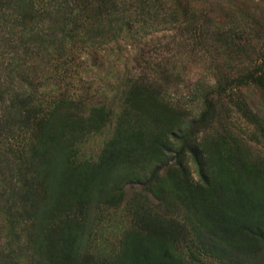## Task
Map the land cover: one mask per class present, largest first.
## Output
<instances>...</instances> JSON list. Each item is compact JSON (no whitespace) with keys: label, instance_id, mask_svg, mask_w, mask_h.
Here are the masks:
<instances>
[{"label":"trees","instance_id":"1","mask_svg":"<svg viewBox=\"0 0 264 264\" xmlns=\"http://www.w3.org/2000/svg\"><path fill=\"white\" fill-rule=\"evenodd\" d=\"M121 5L120 0H0V171H10L15 179L5 218H17L25 228L22 239L14 242L21 251L19 259L25 258L26 264H93L85 248L86 199L92 193L114 197L108 180L118 172L122 175L115 188L127 174L135 180L147 174L148 192L166 205L171 196L177 198L181 216L176 221L160 219L139 209L123 235L119 258L110 264H194L206 255L226 258L231 264L261 260L264 154L256 155L250 141L264 150V126L243 90L253 87L264 93V50L257 51L254 59L250 56L251 62L241 64L237 72L220 69L202 95L197 116L189 114L182 121L180 108L163 91L171 82L167 67L158 68L163 78L157 70L155 79L128 83L113 135L97 163L88 165L66 156L77 138L106 128L112 114H101L104 107L89 117L67 111L59 128L58 118L64 114L60 107L70 108L72 103L62 96L44 104L38 96L40 83L29 78L24 68L28 62L20 51L41 56L57 42L63 48L66 40L87 48L107 43L109 36L126 27L128 11ZM175 5L180 9L175 14L186 18L190 1ZM238 31L217 32L230 58L236 53L248 56L251 48L250 39L244 46L242 39L236 42ZM5 72L21 75L34 88L20 85L16 77L3 86ZM228 111L239 113L256 130L243 133L244 137L235 134L223 121ZM63 128L68 129L66 134ZM188 157L196 163V181Z\"/></svg>","mask_w":264,"mask_h":264},{"label":"rangeland","instance_id":"2","mask_svg":"<svg viewBox=\"0 0 264 264\" xmlns=\"http://www.w3.org/2000/svg\"><path fill=\"white\" fill-rule=\"evenodd\" d=\"M120 1L121 6L128 11L125 15L126 27L124 25L123 33L115 37L109 36L107 43L87 48L79 41L66 40L63 48L57 42L41 56L20 51V57L28 62L24 68L31 74L29 78L40 83L38 96H41L42 102L47 104L64 96L72 103L70 108L63 105L60 107L59 113L64 114L58 118L59 128L61 121L67 116V111L89 117L91 114L98 115L104 107L101 114H112L111 123H106V128L91 132L84 138H77L66 151V156L73 155L76 162H86L88 165L97 163L105 143L113 135L115 119L120 112L121 96L128 83L137 81L138 78L155 79L157 74L154 71L167 67L171 74L166 77L171 82L163 91L174 107L180 108L184 115L183 118L180 116L182 121L189 114L191 117L197 116V108L202 107V95L214 84L220 69L237 72L241 69V64L247 65L251 62L248 60L250 56L254 59L257 51L264 50V0H189L190 13L186 18L175 14L176 11L180 12L175 7L179 0ZM145 2L147 8L142 11ZM151 5L154 7L149 8ZM196 17L197 21L194 20ZM234 29H239L236 42L242 39L241 44L244 46L250 39L248 56L240 57L236 53L231 54L230 58L225 55L227 49L218 40L217 36L220 34L217 32L230 30L233 33ZM161 70L158 73L163 78ZM4 74L6 76L3 86L8 87L16 77L20 85L29 90L34 88L21 75L17 77L15 74ZM243 93L251 108L259 114V120L264 126V93L253 87L244 89ZM223 121L238 135H246V132L256 130L235 111L224 113ZM65 129L63 128V133L68 130ZM250 143L255 148L256 155L264 154L262 146L253 141ZM60 158H65V155ZM187 163L192 178L198 180L196 163L190 157ZM23 169L25 172L27 167ZM121 175L115 172L108 180L109 188L115 189L114 197L107 195L102 198L103 195L92 193L86 199L88 231L85 248L91 253L93 264H110L119 258L123 235L135 223L139 209L142 208L160 219L176 221L181 216L177 198L171 196L170 205H166L148 192L147 174H142L138 180L127 174L122 178L120 187L115 188V182L120 181ZM13 178L10 171L1 169L0 264L27 263L25 258L19 259L21 251L14 244L18 237L22 239L25 228L18 224L17 218H5L12 200ZM21 179L23 182V176ZM24 180H27L25 176ZM194 264L231 263L226 258L206 255ZM248 264H264V255L261 260Z\"/></svg>","mask_w":264,"mask_h":264}]
</instances>
